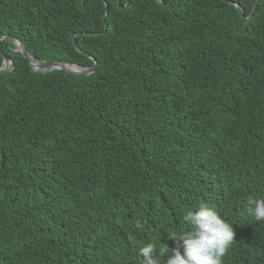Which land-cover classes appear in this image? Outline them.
<instances>
[{"label":"trees","instance_id":"obj_1","mask_svg":"<svg viewBox=\"0 0 264 264\" xmlns=\"http://www.w3.org/2000/svg\"><path fill=\"white\" fill-rule=\"evenodd\" d=\"M256 2L0 0V38L41 63H98L35 72L0 42L13 61L0 73V264H144L147 244L165 264L200 206L232 224L224 264H264V220L248 210L264 198Z\"/></svg>","mask_w":264,"mask_h":264},{"label":"clouds","instance_id":"obj_2","mask_svg":"<svg viewBox=\"0 0 264 264\" xmlns=\"http://www.w3.org/2000/svg\"><path fill=\"white\" fill-rule=\"evenodd\" d=\"M248 205L255 221L264 220V198L249 197ZM183 221L191 230L179 237L172 235L171 240H176L177 245L172 248L165 264H224V257L235 240L232 224L208 206L188 211ZM139 255L144 264H158L152 244L140 248Z\"/></svg>","mask_w":264,"mask_h":264},{"label":"water","instance_id":"obj_3","mask_svg":"<svg viewBox=\"0 0 264 264\" xmlns=\"http://www.w3.org/2000/svg\"><path fill=\"white\" fill-rule=\"evenodd\" d=\"M120 2V1H119ZM260 2V0H257V2L254 5L253 8V12L250 15L249 18L246 19V21H249L254 12L256 11L257 5ZM240 15L243 17V12L242 9L239 5H236ZM244 18V17H243ZM3 40H9V41H13L14 44L16 45V51L22 53L24 55L25 58H27L29 60L30 66L32 68L33 71L35 72H41V71H47V70H62V71H66L67 73H71V74H82V75H91L96 71V68L98 66V63L96 62L95 66L92 68H82L80 66L77 65H70L68 63H48V62H43L41 63L39 60H37L33 55H31L27 49L25 48V46L23 45V43H21L19 40L17 39H13L11 37H1L0 38V42ZM74 42H75V38H74ZM75 47L78 51H80L79 47L75 44ZM0 55L3 57V66L0 69V73H6L9 72L10 70L13 69V61L8 58L7 56L4 55L2 49L0 48ZM35 64H37L39 67L35 68ZM73 66V67H77L79 68L78 71H71L69 70V67Z\"/></svg>","mask_w":264,"mask_h":264},{"label":"bare ground","instance_id":"obj_4","mask_svg":"<svg viewBox=\"0 0 264 264\" xmlns=\"http://www.w3.org/2000/svg\"><path fill=\"white\" fill-rule=\"evenodd\" d=\"M39 67H40V66H38L37 64H35V68H38V69H39ZM69 70H71V71H78L79 68H77V67H73V66H70V67H69Z\"/></svg>","mask_w":264,"mask_h":264}]
</instances>
